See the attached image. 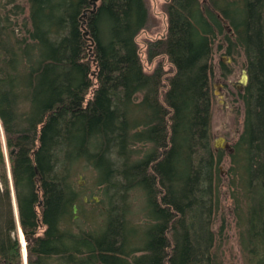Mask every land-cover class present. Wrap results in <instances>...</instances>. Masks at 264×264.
<instances>
[{
  "label": "trees",
  "instance_id": "trees-1",
  "mask_svg": "<svg viewBox=\"0 0 264 264\" xmlns=\"http://www.w3.org/2000/svg\"><path fill=\"white\" fill-rule=\"evenodd\" d=\"M92 3L0 0V264H25L12 188L26 264H224V185L244 262L264 264V0H168L152 72L137 41L147 0ZM218 15L250 77L233 153L213 145ZM83 163L104 205L89 230L73 212ZM137 189L147 230L132 218Z\"/></svg>",
  "mask_w": 264,
  "mask_h": 264
},
{
  "label": "rangeland",
  "instance_id": "rangeland-1",
  "mask_svg": "<svg viewBox=\"0 0 264 264\" xmlns=\"http://www.w3.org/2000/svg\"><path fill=\"white\" fill-rule=\"evenodd\" d=\"M17 2L25 3L26 0H16ZM168 0H147L148 7L151 13V21L148 28L141 32L137 37V41L141 47V56L144 62L146 71L152 72L155 69L158 60L150 62L147 56L148 41L155 40L164 34L167 26V16L164 12V5ZM205 1V0H204ZM219 19V18H218ZM222 32L216 29V38L214 40V54L212 59V73L210 77L211 92L213 96V121L212 134L214 139L221 140L224 138L230 147L234 146L244 123V104L241 100V94L248 85L250 77L248 75L247 83L242 85L243 70H247V59L244 51L236 46L230 50V40L234 42L231 33L226 29L228 23H223L220 19ZM230 26V25H229ZM230 39V40H229ZM231 51V54L229 53ZM170 66L164 62V69L169 70ZM223 145V143H222ZM228 152V151H227ZM7 160V157H6ZM229 161L227 160L221 165L222 175L226 176ZM9 172V169H8ZM75 181L79 190L82 192V199L85 196L86 205L82 206L77 211V227L89 230L94 227L95 223H99L101 217V209L104 207L99 196L100 187L96 185L95 173L91 166L86 163L79 164L76 168ZM10 177V172H9ZM0 191H3V186L0 183ZM133 200L132 218L135 223L142 225L143 230H147L152 222L146 210L145 196L140 190H133L131 193ZM11 202L13 214L16 220V232L14 236L19 239L24 263L27 262V240L23 235L18 221V207L14 189L11 192ZM232 200L230 192L226 185L222 188V212L227 214L231 228L227 230V240L224 243L223 258L224 264H246L241 254L238 242L237 233L233 222L232 215ZM231 214V215H230ZM232 216V217H231ZM221 216L217 220L216 229H219ZM25 243V246H24ZM25 247V252H24ZM26 264V263H25Z\"/></svg>",
  "mask_w": 264,
  "mask_h": 264
},
{
  "label": "water",
  "instance_id": "water-1",
  "mask_svg": "<svg viewBox=\"0 0 264 264\" xmlns=\"http://www.w3.org/2000/svg\"><path fill=\"white\" fill-rule=\"evenodd\" d=\"M97 2L98 0H93V9L91 10V12H94L95 9H96V6H97ZM86 17V15H85ZM247 79H248V75H247V70H243V74H242V84L245 86L246 83H247ZM221 140H217V139H214V142H213V145H214V148L216 150L218 149H225V150H228L230 153L233 152V149L232 147H230V145L228 144V142H226V140L224 138H220ZM223 143V145H222ZM74 214H76L77 212V207L75 206L74 207Z\"/></svg>",
  "mask_w": 264,
  "mask_h": 264
},
{
  "label": "flooded vegetation",
  "instance_id": "flooded-vegetation-1",
  "mask_svg": "<svg viewBox=\"0 0 264 264\" xmlns=\"http://www.w3.org/2000/svg\"><path fill=\"white\" fill-rule=\"evenodd\" d=\"M218 18L223 22V23H227V21L221 16V15H218ZM226 29L228 30L229 33H231L230 35H234V33L232 32V28L229 26V25H226ZM230 47V45H229ZM243 85V84H242ZM244 86V85H243ZM232 149H233V146H232ZM225 150V149H224ZM228 151V150H226ZM234 151V150H233ZM229 152V151H228ZM230 153V152H229ZM233 153V152H232ZM83 201H84V204L86 203V200H85V196H83ZM86 205V204H85ZM77 207V211H79V207L77 205H74L73 206V211H74V207ZM77 213V212H76ZM77 217V215L75 214V218Z\"/></svg>",
  "mask_w": 264,
  "mask_h": 264
}]
</instances>
